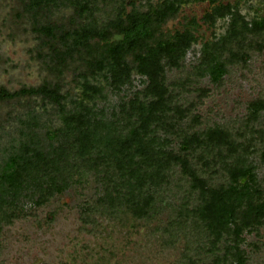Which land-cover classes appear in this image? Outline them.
Instances as JSON below:
<instances>
[{
    "label": "rangeland",
    "instance_id": "1",
    "mask_svg": "<svg viewBox=\"0 0 264 264\" xmlns=\"http://www.w3.org/2000/svg\"><path fill=\"white\" fill-rule=\"evenodd\" d=\"M158 1L135 0L127 10L145 11L147 4ZM219 1L236 6L249 21L264 16V0ZM27 4L28 0H0V89L15 92L44 83L58 84L66 96V110L85 116L94 128L96 142L126 137L129 130L122 127L120 109L146 87L145 77L133 71L130 81L116 88L108 76L86 71L77 55L68 59L58 73L56 53L65 46L58 41L52 45L36 28L55 25L69 31L85 19L77 17L73 6L64 0L37 13L28 10ZM208 9V1L190 0L163 27L164 32L172 33L185 27L184 18H194L198 40L186 52L181 68L166 69V82L191 77L185 81L181 98V103L197 104L184 120L188 126H196L189 129L190 134L201 136L207 129L216 128L242 134L237 139L245 143L247 150L242 152L241 164L253 176L250 188L259 189L264 199V110L251 115L255 112L251 105L264 100V50L253 52L245 65L228 67L218 83L211 81L207 71L200 75L197 66L203 46L223 36L229 22V17L217 19L211 27L201 19ZM84 77L102 88L93 100L83 99ZM61 118L57 107L44 104L39 97L0 100V159L15 148L23 134L32 131L47 151L64 150L68 167L67 172L60 173L61 178H35L9 191L7 203L0 204V219L12 214L10 224L0 221V264H264V218L244 228L238 237L230 224L215 248L209 247V238L200 227L189 221L179 226L183 219L181 207L187 200L191 206L196 193L191 192L189 180L178 165L169 173L166 184L150 189L154 200L147 218L138 219L129 208V200L124 199L116 211L94 214L93 222L85 223L81 211L103 193V174L93 167L96 149L81 158L71 155L74 132L65 128ZM57 130L50 139L48 132ZM149 138L153 149L170 154L182 150L181 140L175 135L154 132ZM183 150L192 168L212 186L227 181L229 157L223 164L203 144L193 143ZM206 152L209 160L203 161L201 155ZM53 184L60 186V191L41 202L39 196Z\"/></svg>",
    "mask_w": 264,
    "mask_h": 264
},
{
    "label": "trees",
    "instance_id": "2",
    "mask_svg": "<svg viewBox=\"0 0 264 264\" xmlns=\"http://www.w3.org/2000/svg\"><path fill=\"white\" fill-rule=\"evenodd\" d=\"M57 1L28 0L27 6L28 10L37 13L56 5ZM64 1L73 6L77 17L85 19L84 23L80 22L69 31L60 30L55 25L36 28L49 43L58 41L65 46V50L56 53L58 73L66 67L68 59L77 55L75 58L78 57L85 65L86 71L108 76L116 88L127 84L133 71L147 81L141 92L121 106L122 127L128 128V135L124 138H104L99 142L94 140V128L85 116L66 110V96L61 94L58 84L44 83L15 92L0 89V100L35 96L41 98L44 104L57 107L62 113L65 128L74 132L69 149L72 156H89L91 150L96 149L98 154L93 167L103 174V193L82 209L83 221L90 223L94 214L116 211L124 199L129 200V208L138 219L147 218L154 200L150 189L166 184L169 173L178 165L182 175L189 180L191 192L196 193L191 206L187 200L181 207L183 219L179 222L180 227L187 221L200 227L202 234L209 238V247L215 248L230 224L236 237L244 228L259 224L264 218V199L260 197L259 189L250 188L253 176L241 164L244 159L242 152L247 150L245 143L237 139V135L242 134L227 128L207 129L201 136L195 132L190 134L189 129L196 126H188L184 120L191 116V110L197 104L181 103V98L187 85L185 81L191 77L186 76L171 84L166 82V69L181 68L186 52L198 41L194 18H184L187 23L182 30L172 33L163 31L166 23L176 18L182 5L190 0H160L147 4L145 11L127 10L128 4L133 5L135 0ZM203 1H208L209 9L201 19L211 27L217 19L229 17L225 34L203 46L197 66L200 75H205L207 71L211 81L218 83L228 67L245 65L253 52L264 50V16L249 21L234 5L219 0ZM81 87L83 99L88 100H93L102 91L86 77ZM251 106L255 111L251 115L254 116L264 110V100H256ZM58 131L48 132V137L52 139ZM154 132L179 137L181 152L170 154L153 149L149 137ZM193 143L203 144L206 151L220 157L223 164L229 157L231 165L226 164L228 179L225 183L212 186L192 168L183 149ZM46 148L38 135L29 131L22 135L14 149L0 159L1 205L7 203L5 198L14 187L35 178H61V174L67 172L64 150L56 153ZM207 152L201 155L203 161L209 160ZM262 158L264 161V155ZM245 178L247 181L243 183ZM59 187L56 184L49 186L39 196L41 202L48 201L60 191ZM11 216L5 214L0 221L10 224Z\"/></svg>",
    "mask_w": 264,
    "mask_h": 264
}]
</instances>
